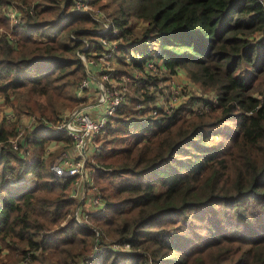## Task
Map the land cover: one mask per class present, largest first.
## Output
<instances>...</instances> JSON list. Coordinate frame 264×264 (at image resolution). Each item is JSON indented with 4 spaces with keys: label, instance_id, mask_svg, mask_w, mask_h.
Here are the masks:
<instances>
[{
    "label": "trees",
    "instance_id": "16d2710c",
    "mask_svg": "<svg viewBox=\"0 0 264 264\" xmlns=\"http://www.w3.org/2000/svg\"><path fill=\"white\" fill-rule=\"evenodd\" d=\"M87 1L118 30L116 64L161 61L217 100L197 95L154 116L155 95L138 88L142 107L124 104L93 156L97 184L121 182L99 187L105 212L83 226L73 178L43 158L47 143L71 140L42 122L77 104L78 52L105 50L102 25L76 0H0V94L15 117L0 115V264H264V0ZM24 117L37 120L31 130Z\"/></svg>",
    "mask_w": 264,
    "mask_h": 264
},
{
    "label": "rangeland",
    "instance_id": "374dc122",
    "mask_svg": "<svg viewBox=\"0 0 264 264\" xmlns=\"http://www.w3.org/2000/svg\"><path fill=\"white\" fill-rule=\"evenodd\" d=\"M76 10H79L83 13L84 11H87L91 16H96V15H104L107 16V18L110 20L109 16L107 15L108 12L101 7L97 6H87L81 8H77ZM7 16L9 15H16L19 16L20 11L15 7V6H10L9 9H7ZM144 23L138 22L136 24V33H139L142 28L144 27ZM152 47H156V45H153ZM93 58H96L94 56ZM87 59V58H86ZM90 60L91 58H88L87 60ZM98 63L104 64L103 61L98 60ZM161 61H159L158 65L159 68V76L157 79H155L153 82L155 84V88L153 90H150L152 94L155 95V102L150 103L148 106L150 108H156V106L159 108V110H164L167 113H170L173 111L174 108L184 104L187 102L190 98L195 97V96H203V99L207 101V98H209L212 102H216V97L211 95V94H204L201 92L199 87L195 85L190 78L188 77L186 71L184 70H179L178 74L176 76H171L168 71L164 68V66L161 64ZM105 65V64H104ZM110 70L114 71L115 78L113 77L112 82L107 83L111 86V88L115 87L116 90L120 89L123 85L126 86L127 91H126V107L127 108H136V98H141L140 95V90L138 89V83L136 80V77L141 80L144 78V73H141L138 69L134 68L131 64H128L126 66L124 65H118L116 63L110 64L108 66ZM102 74L100 71H94L93 72V77L95 82V85L91 89L85 88V90L81 93L77 91V99L78 102L75 105V103L72 105L70 109H66L61 117V119L66 115L71 112H73L76 109H79L83 106H86L88 104H95L98 102L100 97L103 95V92L108 90L107 84L102 83L101 79ZM100 84L103 85V88L100 87ZM97 90V91H96ZM177 95L179 98V102L174 103L173 96ZM209 102V101H208ZM171 106L173 107L172 110H170ZM191 106V105H189ZM198 106H195L193 109L197 108ZM3 114L5 116H13V118L9 121L13 122L15 120L14 117V111L11 107L7 106L4 102V98L0 94V115ZM28 117H24L22 120L23 122H27ZM114 126V129L118 128V125L115 123H111ZM25 125V124H24ZM29 128L27 130H31V126L28 125ZM43 129V128H42ZM22 130L26 131L24 127H22ZM114 134V135H113ZM116 133H111V134H103L102 138L99 140L103 142V140L111 139L113 136H115ZM125 138V136H124ZM123 137L117 142V145L122 142ZM46 149L43 158L45 159L46 164L48 165V168L51 169V171L55 174L58 175L55 172L54 166H58L59 162L63 160L64 158H74L76 155H71L70 152L72 150V144L71 141L65 142V141H53L52 144L48 145L46 144ZM97 152L95 151H90L89 152V158L86 161L85 165V176L83 178L81 177H73V184L71 186L70 194L69 197L73 200V205L74 209L73 212L71 213L72 217L78 222L82 223L83 226L86 225L87 227L94 228V224L92 223V220L89 219L90 212H93V206H92V197L95 193L100 194L101 196V201L106 203L104 199L102 198L103 192L101 191L100 188L105 187L107 189V192H111V190L121 182V178L119 177H113L111 175H108L107 181L105 180H100L99 183L94 179L95 176V170L93 169L92 165H96V160L94 154ZM72 153V152H71ZM76 154V153H74ZM93 154V155H92ZM92 155V156H91ZM58 176H63V175H58ZM65 177V176H63ZM94 179V184L98 187V191L92 190L89 188V184L86 182L88 179ZM100 187V188H99ZM157 192H160L163 190L162 186H157L155 189ZM95 229V228H94Z\"/></svg>",
    "mask_w": 264,
    "mask_h": 264
},
{
    "label": "built area",
    "instance_id": "2783aa9c",
    "mask_svg": "<svg viewBox=\"0 0 264 264\" xmlns=\"http://www.w3.org/2000/svg\"><path fill=\"white\" fill-rule=\"evenodd\" d=\"M91 6L87 0H76L77 8ZM86 15H89L93 20L99 22L102 25L101 33L105 35L101 38L102 43L106 46L105 50L101 53L94 54L96 58H91L88 61H85L87 58L84 54L78 52L81 60L83 61L87 78L82 82L79 88V93L83 92L85 88L91 89L95 85V80L93 77L94 71H100L102 74L101 79L102 83L107 84L112 82L113 77L115 78L114 71L110 70L108 66L116 62V53L117 45L116 43H111L110 39L115 37L118 34V30L111 25L110 20L107 16L96 15L91 16L87 11H84ZM12 18L13 23H17L18 16L9 15ZM89 47H84L83 50H86ZM138 59H141L139 55H136ZM88 59V58H87ZM86 59V60H87ZM98 60L103 61L105 64L98 63ZM126 61L132 63V56L127 55ZM159 61L157 60H146L144 63V78L139 80L136 77L137 85L145 92V90L150 91L155 88L154 80L159 76L158 65ZM162 63H160L161 65ZM103 85L100 84V87L103 88ZM108 90L103 92V95L100 97L97 103L88 104L79 109L74 110L73 112L66 114L61 121L54 125L50 122L43 121L42 126L47 131H52L53 133H65L71 140L72 150L76 153L74 158H64L59 162L58 166H54L55 172L58 175H63L66 177H81L83 178L86 174L85 165L86 161L89 158V152L99 150L101 143L99 140L102 138L103 134L107 132V126L109 123L116 120L119 116V112L122 109V106L126 104V86H122L120 89L116 90L115 87L111 88L109 84L106 85ZM150 89V90H149ZM97 91V90H96ZM151 93V92H150ZM217 100V98H216ZM174 103L179 102L177 95L173 96ZM215 103V102H212ZM141 104H137L136 110H140ZM173 107L171 106L170 110ZM208 109L207 105L201 104L200 107L195 108L194 110ZM158 107L152 108L150 115H156L158 113ZM11 120L13 116H8ZM27 122H23L26 126L30 125L31 127L37 123V120L33 117H28ZM29 127V126H28ZM24 131H20L19 136H22ZM86 182L89 184V188L92 190L98 191V187L93 183L94 179H88ZM101 196L98 193H95L92 197V206L93 212L103 213L106 209V204L101 201ZM83 225L81 222L79 223Z\"/></svg>",
    "mask_w": 264,
    "mask_h": 264
},
{
    "label": "crops",
    "instance_id": "0c3cea01",
    "mask_svg": "<svg viewBox=\"0 0 264 264\" xmlns=\"http://www.w3.org/2000/svg\"><path fill=\"white\" fill-rule=\"evenodd\" d=\"M52 143H53V142H52ZM71 152H72V153H71ZM71 152H70L71 155H72V154H73V155H76V154H74V151H73V150H71Z\"/></svg>",
    "mask_w": 264,
    "mask_h": 264
}]
</instances>
